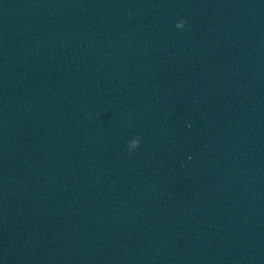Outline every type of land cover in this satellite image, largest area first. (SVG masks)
I'll use <instances>...</instances> for the list:
<instances>
[{"label": "water", "instance_id": "95a60500", "mask_svg": "<svg viewBox=\"0 0 264 264\" xmlns=\"http://www.w3.org/2000/svg\"><path fill=\"white\" fill-rule=\"evenodd\" d=\"M0 264H264V0H0Z\"/></svg>", "mask_w": 264, "mask_h": 264}, {"label": "clouds", "instance_id": "9594fccd", "mask_svg": "<svg viewBox=\"0 0 264 264\" xmlns=\"http://www.w3.org/2000/svg\"><path fill=\"white\" fill-rule=\"evenodd\" d=\"M185 24H186L185 20H180L177 22L176 27L182 29V28H184ZM139 142H140L139 137H137L134 141H132L131 146H129L130 150L136 148L138 146Z\"/></svg>", "mask_w": 264, "mask_h": 264}]
</instances>
